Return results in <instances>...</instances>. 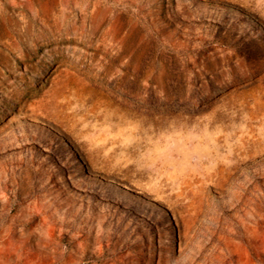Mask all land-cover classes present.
Listing matches in <instances>:
<instances>
[{
	"label": "rangeland",
	"instance_id": "obj_1",
	"mask_svg": "<svg viewBox=\"0 0 264 264\" xmlns=\"http://www.w3.org/2000/svg\"><path fill=\"white\" fill-rule=\"evenodd\" d=\"M0 264H264V0H0Z\"/></svg>",
	"mask_w": 264,
	"mask_h": 264
}]
</instances>
